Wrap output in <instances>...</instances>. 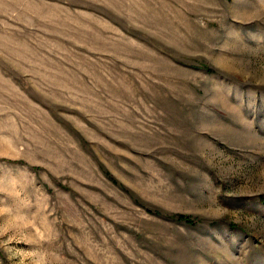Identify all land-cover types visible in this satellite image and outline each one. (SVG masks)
Returning a JSON list of instances; mask_svg holds the SVG:
<instances>
[{
    "label": "rangeland",
    "instance_id": "1",
    "mask_svg": "<svg viewBox=\"0 0 264 264\" xmlns=\"http://www.w3.org/2000/svg\"><path fill=\"white\" fill-rule=\"evenodd\" d=\"M0 264H264V0H0Z\"/></svg>",
    "mask_w": 264,
    "mask_h": 264
},
{
    "label": "trees",
    "instance_id": "2",
    "mask_svg": "<svg viewBox=\"0 0 264 264\" xmlns=\"http://www.w3.org/2000/svg\"><path fill=\"white\" fill-rule=\"evenodd\" d=\"M179 218H180V219L185 218L186 220L190 221V217H187V216H180Z\"/></svg>",
    "mask_w": 264,
    "mask_h": 264
}]
</instances>
